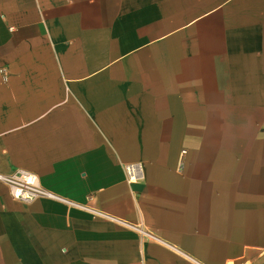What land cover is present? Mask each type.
I'll use <instances>...</instances> for the list:
<instances>
[{"label": "crops", "instance_id": "crops-1", "mask_svg": "<svg viewBox=\"0 0 264 264\" xmlns=\"http://www.w3.org/2000/svg\"><path fill=\"white\" fill-rule=\"evenodd\" d=\"M17 169L0 264H264V0H0Z\"/></svg>", "mask_w": 264, "mask_h": 264}, {"label": "built area", "instance_id": "built-area-1", "mask_svg": "<svg viewBox=\"0 0 264 264\" xmlns=\"http://www.w3.org/2000/svg\"><path fill=\"white\" fill-rule=\"evenodd\" d=\"M124 172L128 182H136L143 173L140 162L124 165ZM0 182L4 183L12 198L20 201H31L39 198H56L50 190L44 188L38 176L26 169H17L9 174H0Z\"/></svg>", "mask_w": 264, "mask_h": 264}]
</instances>
